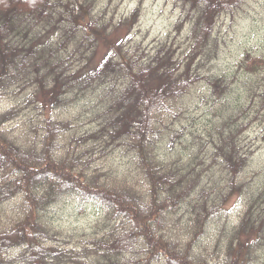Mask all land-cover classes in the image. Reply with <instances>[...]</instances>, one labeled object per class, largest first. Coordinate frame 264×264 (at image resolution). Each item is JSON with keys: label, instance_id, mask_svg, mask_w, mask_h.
<instances>
[{"label": "trees", "instance_id": "16d2710c", "mask_svg": "<svg viewBox=\"0 0 264 264\" xmlns=\"http://www.w3.org/2000/svg\"><path fill=\"white\" fill-rule=\"evenodd\" d=\"M99 1L0 0V101L27 94L0 113V264H257L264 170L254 174L255 188L246 182L255 150L242 134L258 122L264 137V57L245 52L232 78L203 72L217 57L215 28L247 0H174L177 31L189 28L185 47L164 42L153 52L127 48L129 34L118 36L133 28L140 8L116 21L109 6L117 0H101L106 9ZM202 83L200 104H228L235 91L237 102L234 112L207 120L206 137L190 136L180 120L188 119L187 98ZM86 94H98L86 118L98 126L69 134L72 120L56 114ZM31 107L23 132L9 129ZM177 145L191 151L186 162L159 157L163 146ZM117 149L131 156L139 182L96 166ZM235 196L243 200L239 223L218 232L213 253L202 251ZM69 197L104 209L92 235L68 237L51 223L47 213Z\"/></svg>", "mask_w": 264, "mask_h": 264}, {"label": "rangeland", "instance_id": "374dc122", "mask_svg": "<svg viewBox=\"0 0 264 264\" xmlns=\"http://www.w3.org/2000/svg\"><path fill=\"white\" fill-rule=\"evenodd\" d=\"M99 2L98 7H100V9H106V4L101 0ZM109 8L111 11L110 14H112L110 16L116 17V21H119V19L123 17H129L135 9L140 8V17L133 28H131V30L127 27L121 29L118 35L120 37H126V35L129 34L127 37L129 40L127 48H134L135 50L137 47L141 46L143 51L153 52L154 48L164 42L175 43L176 46L183 45V48L185 47L187 30L189 28L184 25V29L177 31L176 23L181 16V10L174 0H117L112 6L110 5ZM213 35L218 43L217 57L211 61L207 69H204L203 72L214 76L223 75L232 78V74L237 71L236 64L245 52L264 57V0H247L246 4L243 6V10L236 12L233 17L222 18L221 22H219L218 26L215 28ZM104 54L105 50H100L97 53L96 59L100 60ZM260 73L262 74L258 77H264V70ZM234 87H236V84H234ZM206 88L205 83L200 84L195 91L196 93L187 98L186 109L189 110H186L185 114L188 113V119H181L180 121H182L183 124L185 123L187 128H191L187 130L190 136L192 134L197 136L202 134L206 137L205 128L207 126L205 123L208 119L217 122L226 115L227 111H229V113L234 112L233 106L237 102L234 95H238V92L235 91L234 95L231 94L227 98V102L230 105H224L221 101L215 104L213 101H210V104H200L201 102H197L198 96L201 95V92L206 93ZM26 96L27 94L20 95L17 100L24 102ZM93 96L94 94H86L79 102L70 107L68 111L56 114L57 119L66 121L72 120L73 130L69 134L85 133L86 131L90 132L97 128L98 123L87 122L86 120L87 116L90 117L92 115V111L100 102L98 100V94H96L95 97ZM10 97L11 96H8L0 101V113L6 112L11 109L14 104H17V100ZM210 106L213 107L214 112L209 116L206 114V109ZM31 110H33V107L26 111L24 110L20 114V118L15 121L9 129L14 131V133L23 132L26 127V122L23 117L25 114L32 115V113H30ZM180 125L181 124L178 123L175 127H180ZM242 135V138L246 140V145H248V147L252 145L255 150V155L250 162L246 176H244L247 180L246 182H249L250 185L255 188L260 178L254 177V174L264 170V137L258 122L251 123L250 128ZM208 147L210 146H207V148ZM188 151L189 150L183 151L182 147L179 145H177L174 151H169L167 147L163 146L159 152V157L162 160L167 159L171 161L172 159L176 160L180 156L182 161L186 162L191 152ZM107 153V155L100 158L96 163V166L104 173H109L112 177L121 176L122 178H127L132 181H140L138 173L131 169L133 167H131L130 155L126 154L121 149ZM208 178L209 177H207V179ZM207 179L205 180V184L208 182ZM138 190L144 191L142 186H139ZM242 202V198L235 196L229 204L226 205L225 210L227 214L224 213V217L215 221V225L213 229H211L209 237L206 238L200 246L202 251L213 250L214 242L218 239V232L222 231L223 227L228 228L239 223V217L244 208ZM6 208L8 211L7 216H11V205H7ZM100 209L104 211L103 208ZM102 210H99L98 206L93 202H83L77 197H69L57 204L47 214L51 217V219L49 218L51 223L54 222L53 226L65 236L82 237L83 235H92L94 233L95 224L102 218ZM186 213V208L184 207V210L177 214V217L183 218V221H181L182 228L187 225V223H183L189 218ZM168 218L174 219L175 221L174 215H169ZM2 222L3 224L6 223L4 220H2ZM173 222L171 221L170 223ZM169 227V229H171V225H169ZM174 229L176 228H173L172 232L175 234L178 231ZM162 232L164 233L165 231L163 230ZM179 234L181 238L182 236L185 237L183 232ZM138 248L141 247L138 246ZM213 252L214 251H212V253ZM257 264H264V253L263 256L260 255Z\"/></svg>", "mask_w": 264, "mask_h": 264}]
</instances>
